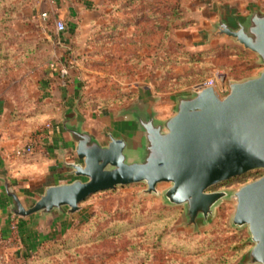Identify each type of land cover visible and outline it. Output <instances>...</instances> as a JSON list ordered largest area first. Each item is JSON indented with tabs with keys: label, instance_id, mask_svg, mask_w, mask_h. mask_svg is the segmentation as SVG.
I'll list each match as a JSON object with an SVG mask.
<instances>
[{
	"label": "rangeland",
	"instance_id": "rangeland-1",
	"mask_svg": "<svg viewBox=\"0 0 264 264\" xmlns=\"http://www.w3.org/2000/svg\"><path fill=\"white\" fill-rule=\"evenodd\" d=\"M57 1L0 0V89L13 125L25 133L31 128L25 115L42 105L37 81L43 72L51 75L47 67H58L60 78L71 72L85 106L155 92L164 115L172 112L174 95L208 79L224 96L231 79L264 69L234 38L210 37L220 11L233 21L253 8L264 11V0H97L84 22L68 23L61 34L48 30L42 17ZM263 173L255 169L210 190H234ZM170 185L161 182L154 193L143 192L144 182L96 192L71 216L40 220L35 232L22 234L19 226L10 233L11 220L3 222L0 231L9 240L0 241V264H258L247 261L255 244L248 226L232 223L235 198L222 200L207 221L188 225L185 206L162 196ZM5 200L0 188V204Z\"/></svg>",
	"mask_w": 264,
	"mask_h": 264
},
{
	"label": "water",
	"instance_id": "water-1",
	"mask_svg": "<svg viewBox=\"0 0 264 264\" xmlns=\"http://www.w3.org/2000/svg\"><path fill=\"white\" fill-rule=\"evenodd\" d=\"M210 37L226 35L255 52L264 64V11L227 20L223 12ZM230 90L220 96L206 86L172 97L173 113L157 116L158 95L143 93L140 101L124 109L129 120L125 136L107 133L102 143L83 128L77 104L67 109L63 126L76 142L78 160L62 162L75 178L49 185L38 198L23 200L11 180L0 174L8 196L6 212L19 217L49 215L56 219L80 210L90 195L119 185L144 182L146 193L170 182L162 192L169 204L185 206L188 225L207 221L224 199L235 198L234 225H247L254 246L250 263L264 264V173L234 190L210 188L255 169L264 170V69L258 75L229 81Z\"/></svg>",
	"mask_w": 264,
	"mask_h": 264
},
{
	"label": "crops",
	"instance_id": "crops-1",
	"mask_svg": "<svg viewBox=\"0 0 264 264\" xmlns=\"http://www.w3.org/2000/svg\"><path fill=\"white\" fill-rule=\"evenodd\" d=\"M97 2L99 1L58 0L55 2V11L59 13V19H63L66 25L72 22L76 26L85 21L84 13H89V8L93 5L97 6ZM47 68L52 70V76L49 72H43L40 81H37L42 105L37 111L35 109L32 114L25 115L31 118V128L27 133L13 125L15 120L10 119L14 116L11 117L12 109L9 107V101L2 94V89H0V174L9 177L17 193L25 201L38 198L49 185L68 182L75 178L69 172L70 168L62 162L63 157L67 161L78 160L74 150L76 142L63 126V116L67 109L78 103L77 110L83 119V128L102 143H106L109 132L116 136L127 135L129 120L123 111L132 103L140 101L143 95L142 93L132 94L129 98L127 96L125 101H116L108 106L97 107L98 109L90 108L83 105L82 97L75 91L79 85L76 79L73 80V83H66L64 78L56 77L59 76L56 72L58 67ZM54 71L56 73H53ZM149 94L158 95L155 92ZM160 101V99L157 100L154 105L157 116L165 118L171 115L174 103L172 104V112L164 115L160 114L157 108ZM48 121L52 122L53 125L46 130L41 148L31 154L15 155L14 150L30 141L35 136L37 127ZM0 188L2 191L4 190L1 183ZM4 194L6 200L0 204V224L3 222L8 224L9 220L12 219V214L5 210L8 203L5 190ZM35 216L34 214L25 218L18 217L22 234H25L23 233L24 229L35 232L39 228L34 222ZM48 218L59 221L53 215H49L46 219ZM40 237L43 236L40 235Z\"/></svg>",
	"mask_w": 264,
	"mask_h": 264
},
{
	"label": "built area",
	"instance_id": "built-area-1",
	"mask_svg": "<svg viewBox=\"0 0 264 264\" xmlns=\"http://www.w3.org/2000/svg\"><path fill=\"white\" fill-rule=\"evenodd\" d=\"M48 16L47 11H43L42 17L46 18ZM55 29L58 34H61L66 31L67 25L66 22L63 19H57L55 22ZM63 75L68 72V69L66 67L62 68ZM206 86H214L215 87V82L214 79H208L205 81L202 85L199 86V89L206 87ZM221 96V95H220ZM52 122L48 121L43 123L38 129L36 130L35 136L25 143L22 146L17 147L14 150L15 155L17 156H23L26 154H31L35 152L38 148H41L44 136L46 134V130L50 129L52 127ZM19 230V222H18V217L15 215H12L11 223H10V230L9 232L13 233L15 231ZM11 238V236H9ZM7 241L9 240L8 235H5L3 232L0 231V241Z\"/></svg>",
	"mask_w": 264,
	"mask_h": 264
},
{
	"label": "trees",
	"instance_id": "trees-1",
	"mask_svg": "<svg viewBox=\"0 0 264 264\" xmlns=\"http://www.w3.org/2000/svg\"><path fill=\"white\" fill-rule=\"evenodd\" d=\"M60 18V16H59V13L58 12H56V11H49V14H48V17H46L45 18V20L43 21V24L45 25V27L48 29V30H51V31H54L55 30V22H56V20L57 19H59ZM69 27L67 26V29H68ZM55 32V31H54ZM70 66H69V70H70ZM71 72H69L68 74H70ZM68 74H66V76L64 77V79H65V82L66 83H71V79H69L68 77ZM131 94H129L128 96H130ZM37 106H39V105H37ZM37 109H39V108H36V110L35 111H37ZM33 110V109H32ZM33 113V112H32ZM31 113V114H32ZM43 238H45L44 236L42 237V239ZM46 240H49L50 242H52V239H48V238H45ZM31 252V251H30ZM1 261V260H0ZM8 262V260H5V262H3L2 264H8L7 263ZM1 263V262H0Z\"/></svg>",
	"mask_w": 264,
	"mask_h": 264
}]
</instances>
